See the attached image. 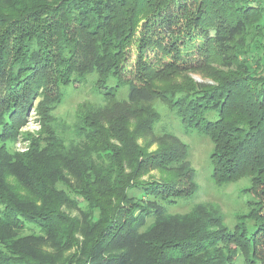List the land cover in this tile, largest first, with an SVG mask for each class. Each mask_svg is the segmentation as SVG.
Wrapping results in <instances>:
<instances>
[{
	"label": "trees",
	"instance_id": "16d2710c",
	"mask_svg": "<svg viewBox=\"0 0 264 264\" xmlns=\"http://www.w3.org/2000/svg\"><path fill=\"white\" fill-rule=\"evenodd\" d=\"M254 13L264 14V0H0V29L6 26L4 32H0V81L4 82L2 91L0 87V109H4L0 139L4 137V141H8L7 126H14V135L18 132V115L27 114L30 104L43 90L48 68L53 70V66L58 65L59 84L64 85L70 84L73 77L84 78L95 70L100 77L98 87L104 88L102 92L106 104L103 108L88 110V114L78 121L80 135L84 137L82 143L88 144L80 150L82 167L86 173L93 174L108 186L106 190L116 192L111 206L116 207V212L126 219L124 224L131 225L134 233L146 227L151 210L141 205L137 207L143 211L132 209L127 204L126 190L139 192L136 197L143 202L145 198H151L154 205L170 202L184 209L192 205L191 200L198 190L189 166L178 167L180 174L173 177L174 181L139 185L133 177L125 175L123 165L126 161L136 167L135 172L148 169L163 173L186 159L184 148L181 150L162 144L158 152L149 155L137 144L142 132L147 131L153 136V126L160 118L153 108L157 100H162L175 112L186 129H196L213 141L215 150L211 159L215 183L221 186L242 177H252L253 184L258 188V191L253 189L259 200L256 206H260L264 201V70L249 71L247 76L220 79L216 88L198 84L196 91L191 90V93L164 92L154 83V79L161 80L168 69L203 71L216 60L231 69L233 63H224L229 58L226 55L234 47L241 51L244 49L241 37L248 30V23H253L250 15ZM68 20L79 28L68 32L64 24ZM183 20L186 26H183ZM138 28L140 59L137 71L133 80L123 82L125 66L121 65V61L126 59V50L133 43L131 37L138 32ZM12 41L15 45L10 47ZM63 46L73 49L74 54L66 69L60 64L62 59L57 61L56 56ZM152 54L159 58L151 63L147 58ZM110 79L114 83L108 85ZM123 87L128 89V94L124 95L123 101H116ZM209 88L211 90H207ZM45 100L43 102L49 104ZM163 132L164 139L171 143L178 141L166 130ZM52 146L58 147L59 140L46 147L49 149ZM68 151L61 154L56 151L54 155L68 158ZM77 152L75 148L74 153ZM94 152L101 153L99 156L102 153L105 155L92 159ZM42 153L43 156L46 151ZM44 178L38 177L37 187L47 192V186L42 183ZM113 178L116 180L113 181ZM27 183L32 184L30 180ZM41 196L43 206L49 210L55 208L51 196ZM199 209L210 213L215 210L211 205L196 204L194 212ZM16 210L20 214H14L13 219L17 224L24 223L28 217L23 210ZM49 213L39 216L40 224L48 226L54 222L56 217ZM164 213V209L158 211V220ZM7 215L0 213V227L13 224ZM209 220L212 223L203 226L200 237H194L204 240L202 236L208 230L207 226L209 229H222L213 233V241L211 237H206V242H209L205 246L209 254L215 255L219 245L237 243L248 264H264L263 215L252 210L249 217L252 225H237L233 233L222 227L220 215ZM198 226L196 224V230ZM183 243L175 242L181 257L179 262L183 258L185 261L195 257L187 256L188 249L197 253L205 251L203 245ZM95 249L97 258L83 264H161L156 253L128 259L103 254L100 243ZM159 249L156 245L151 251ZM222 252L228 254L226 260L220 263L217 257L213 259L216 260L214 263L208 260L206 264H234L230 248ZM24 262L4 261L1 264H29Z\"/></svg>",
	"mask_w": 264,
	"mask_h": 264
},
{
	"label": "rangeland",
	"instance_id": "374dc122",
	"mask_svg": "<svg viewBox=\"0 0 264 264\" xmlns=\"http://www.w3.org/2000/svg\"><path fill=\"white\" fill-rule=\"evenodd\" d=\"M250 20L253 23H248V30L241 37L244 49L241 51L234 47L226 55L229 58L224 63H233L231 69L224 67L220 60L213 61L214 64L203 71L168 69V73L163 74L161 80L154 79L156 86L162 88L164 92L174 90L191 93V90L196 91L198 84L216 88L220 79L247 76L249 71L264 70V14H251ZM183 22V26H186V22L184 20ZM64 24L68 32L79 28L71 20ZM5 29L6 26H2L0 32H4ZM139 30L140 28L134 37H131L133 43L126 50V59L121 61V65L125 66L123 82L135 78L137 71L135 69L140 59L137 48ZM3 35L4 33L1 38ZM12 45H15L14 41L10 47ZM56 56L57 61L62 59L63 62L60 64L66 69L73 61V49L63 46ZM155 58L159 56L152 54L147 61L149 59L152 63ZM3 59L1 61L4 62ZM53 68L47 69L45 86L38 92V97H32L35 101L30 104L27 114L22 110L23 115H18L20 118L16 128L18 132L14 135V126H7L8 141H4V137L0 139V213H7L13 222L7 224L8 227H0L1 263L20 260L29 264H83L97 258L95 248L96 244L100 243L103 246V254L134 259L140 255L156 253L161 264H206L208 260L214 263L216 260L213 259L217 257L222 263L221 261L228 257L222 250L229 247L231 261L234 260V264H248L237 243L219 245L215 255L209 254L205 246L209 242H206L208 239L206 237L222 231L220 227L209 229L207 226L208 230L202 236L204 240L199 241L194 237L195 235L200 237L203 226L211 222L209 220L211 217L217 215H220L222 227L230 233L235 231L237 225L244 226V223L252 225L249 220L252 210L264 216V201L258 205L259 207L256 206L259 200L253 194V189L257 188V185L253 184L252 177L246 176L226 185H217L213 178L214 167L211 159L215 150L213 141L196 129H186L175 112H172L162 100H157L153 103V108L160 118L153 126V136L144 131L137 139V144L149 155L158 152L162 144L170 148L177 147L181 150L184 148L186 159L163 173L148 169L135 172L136 167L126 161L123 165L124 169L126 168L125 175H130L131 179L133 177V181L139 185L153 181H172L176 174H180L181 169L178 167L189 166L198 190L191 200L192 205L185 209L170 202L154 205L151 198H145L143 202L136 197L139 192L134 189L126 190L127 204L132 209L143 211L144 209L139 210L137 207L141 205L151 210L148 213L146 227L134 233L131 225L124 224L126 219L116 212V207L111 206L116 192L106 190L108 186L103 185L93 174L86 173L82 167L80 150L88 147V144L82 143L84 137L80 135L78 121L88 114V110L103 108L106 104L102 92L104 88L98 87L99 74L94 70L84 78L73 77L70 84L64 85L59 84L58 65ZM109 83L114 81L110 79L108 85ZM3 85L4 82L0 81L1 91ZM126 94L128 89L123 87L115 98L116 101H123ZM45 98L49 104L43 102ZM3 111L4 109H0V124L4 123L1 119ZM163 130L175 136L178 141L171 143L172 141L164 139ZM2 131L3 126H0V133ZM58 140V147L52 146L47 149L48 144L52 145ZM75 148L78 150L76 154ZM66 150H69L68 158L54 155L56 151L61 154ZM43 151H46V154L42 156ZM99 154L101 153L94 152L92 159L105 155ZM41 176L45 177L42 183L47 186V192L37 187V179ZM27 180L32 184H28ZM115 180L113 178V181ZM187 191L190 190L187 188ZM41 195L51 196L55 208L49 210L43 206ZM7 202L9 204H6ZM196 204L211 205L215 210L212 213L200 209L194 212ZM16 209L23 210L24 215L28 217L22 224H17L13 219L14 214H20ZM162 209L165 213L161 220H158L156 215ZM260 211L262 212L259 213ZM47 212L56 217L48 226L40 224L41 221L38 220L39 216ZM196 224H199L198 230ZM179 241H184L183 244L186 245H203L205 251L197 253L196 250L188 249L187 256L195 257L185 261L183 258L179 262L181 257L175 244ZM156 245H159L160 249L151 251Z\"/></svg>",
	"mask_w": 264,
	"mask_h": 264
}]
</instances>
